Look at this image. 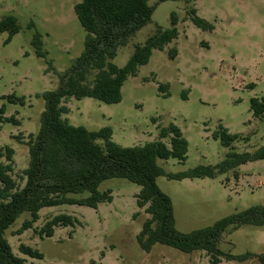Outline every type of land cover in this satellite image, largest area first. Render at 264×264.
<instances>
[{
  "label": "rangeland",
  "instance_id": "rangeland-1",
  "mask_svg": "<svg viewBox=\"0 0 264 264\" xmlns=\"http://www.w3.org/2000/svg\"><path fill=\"white\" fill-rule=\"evenodd\" d=\"M81 1L0 0V19L12 15L21 26L9 42V34L0 33V108L5 107L7 118L18 120L0 122V154L6 147L14 149L13 175L21 187L30 162L25 142L40 130L44 95L60 88L61 77L85 49L87 33L75 13ZM149 4L154 9L151 21L118 49L114 63L123 68L137 46L145 45L159 29L172 28L173 13L178 16V39L154 50L149 63L126 80L121 102L70 98L64 102L69 112L63 117L90 131L110 127L113 141L122 147L156 141L162 128L173 123L188 142V155L185 162L159 160L167 173L218 167L231 154L264 152V115L255 116L252 109V100L264 97V0H149ZM192 9L213 29L198 27ZM37 32L43 36L46 59L38 57L32 45ZM174 48L176 58L170 59ZM162 84L168 85V96L160 90ZM221 128L238 137L228 147L218 135ZM0 162L6 158L0 156ZM157 183L172 199L177 229L190 233L264 205V158L215 177L161 176ZM99 190L112 191V201L97 209L69 204L44 208L34 228L19 234L30 219L29 213L23 214L6 232L14 254L29 264H212L205 251L188 254L156 244L145 252L137 240L148 218L137 204L141 187L114 178L104 181ZM59 214L72 215L78 222L74 227H57L53 237L42 238L40 229ZM21 244L39 250L44 258L22 254ZM219 248L233 255H262L264 226L248 225L226 233ZM220 264L262 263L252 258Z\"/></svg>",
  "mask_w": 264,
  "mask_h": 264
},
{
  "label": "trees",
  "instance_id": "trees-1",
  "mask_svg": "<svg viewBox=\"0 0 264 264\" xmlns=\"http://www.w3.org/2000/svg\"><path fill=\"white\" fill-rule=\"evenodd\" d=\"M153 11L149 0H82L75 5V13L87 33L85 49L72 68L61 77L60 88L44 95L46 109L41 117L40 130L31 134L25 142L30 162L23 171L24 186L21 187L13 175L14 149L6 147L0 154L6 158V162H0V264H29L27 259L14 254L6 237V232L16 225L23 214L29 213L30 219L23 223L19 234L34 228L44 208L69 204L97 209L100 204L112 201V191L101 192L99 188L104 181L114 178L127 179L141 187L137 204L145 209L148 218L137 240L145 252L149 253L156 244H162L188 254L205 251L212 264H220L223 260L245 262L252 258L264 264V254L233 255L219 248L226 233L248 225L263 227L264 205L234 213L212 226L182 233L176 227L172 199L157 183L161 176L172 180L215 177L218 172L264 158L263 151L254 155L231 154L218 167L199 166L186 172L167 173L159 160L175 158L185 162L188 155V142L173 123L162 128L156 141L142 146L122 147L113 141L110 127L90 131L70 124L63 117L69 112L64 102L70 98H94L107 104L121 102L126 80L136 75L140 66L149 63L154 50H163L178 39V16L173 13L172 28L159 29L145 45L137 46L123 68L114 63L118 49L127 45L129 39L151 21ZM190 13L198 27L213 29L210 23L196 15L194 9ZM20 30L15 16L0 19V33L9 34L8 42ZM32 45L38 57H48L43 48L42 34L37 32L34 35ZM176 54L177 49L174 48L170 51V59H175ZM159 88L166 96L169 95L168 85L162 84ZM252 109L255 116L264 115V97L253 99ZM5 110L4 106L0 108V122L18 123L14 117L7 118ZM218 135L227 147L238 138L224 128ZM85 193L88 195L81 196ZM77 222L72 215L59 214L50 219L39 234L42 238L53 237L55 228L74 227ZM19 250L32 258H44L39 250L26 244H21Z\"/></svg>",
  "mask_w": 264,
  "mask_h": 264
}]
</instances>
